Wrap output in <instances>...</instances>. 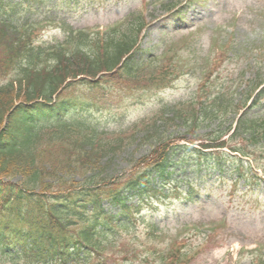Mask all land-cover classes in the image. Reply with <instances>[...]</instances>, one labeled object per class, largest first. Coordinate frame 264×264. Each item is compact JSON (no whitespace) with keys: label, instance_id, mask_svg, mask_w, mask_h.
Listing matches in <instances>:
<instances>
[{"label":"rangeland","instance_id":"374dc122","mask_svg":"<svg viewBox=\"0 0 264 264\" xmlns=\"http://www.w3.org/2000/svg\"><path fill=\"white\" fill-rule=\"evenodd\" d=\"M167 1L171 0H133L128 5H122L117 0H86L76 5L66 0L56 2L54 17H51L55 24L41 35L43 40H63L65 26L89 30L125 23L128 20L126 15L136 12L143 15L145 23L151 17L154 19V24L150 26L152 29L142 43L148 51L145 57H150L153 53L163 55L156 67H147L145 75L151 74L152 69L167 70L165 77L160 76L167 84L163 91L151 89L153 86L146 84L151 90L122 91L114 88L108 94L101 87V90L94 92L78 86L75 89L78 91L81 88L78 95L92 94L101 99V112L87 113L83 121L89 123V120L99 118L106 121L105 128L110 132L125 130L154 117L166 107L177 109L176 106L184 107L195 99H209L213 95H225L224 99L229 100L233 98V87L242 86V89H246L247 81L260 77L264 79V46L261 47L264 45V0H248L243 5L235 1L233 8H223V14L214 21L209 17L206 29L194 26L193 29L180 30L178 34L173 22L162 27L161 17L166 14L160 3ZM221 2L222 0H218L217 5ZM45 5L48 10H52L50 1H46ZM241 10L242 17L235 19L234 15ZM242 18L246 20L245 25L242 24ZM185 19L188 21L187 16ZM41 21L44 22L45 19ZM163 36L164 43L160 44ZM158 45L161 46L156 50ZM0 81H3L2 77ZM219 86H222L221 89L216 88ZM201 87L205 88L206 94H199ZM242 89L237 90L236 96L239 97ZM104 112L111 114L108 118H103ZM180 122L176 120L169 129H165L167 126L160 128L159 133L166 136L175 131L173 134L176 136L181 129ZM217 131V125L203 123L196 131V136L212 137ZM136 137L132 138L134 142L131 145L123 146L124 151L116 158L117 165L107 172H123L127 169V162L147 154L157 138L151 136L148 130ZM151 138L154 139L150 140ZM232 146L245 147L246 142L236 139ZM253 155L264 165V152ZM236 163L238 162L232 160L233 165ZM212 175L200 199L194 203L180 204L172 213L162 210V227L164 231L167 229L164 234L149 240L146 227L140 226L136 230L139 240L132 244L130 235L121 238L120 243L114 245L110 264H118L124 258L129 259L126 264H167L169 258L163 263V254L169 256L170 252L165 250L176 241L175 247L184 249L191 257L190 264H255L259 261V254L264 255V184H260L257 192L255 187L244 188L243 182L235 189L234 178L217 180L215 176L218 174ZM178 176V172H174V179ZM133 246L135 254L128 250L133 249Z\"/></svg>","mask_w":264,"mask_h":264},{"label":"trees","instance_id":"16d2710c","mask_svg":"<svg viewBox=\"0 0 264 264\" xmlns=\"http://www.w3.org/2000/svg\"><path fill=\"white\" fill-rule=\"evenodd\" d=\"M109 48L106 45L105 52L99 44L80 36L72 49H44L31 43L30 31L20 33L7 25L0 26V70L13 74L0 88V239L16 238L19 255L26 259V264L67 263L80 252L103 255V242L114 239L109 222L114 216L107 221L93 211L89 216L86 206H96L95 198L109 194L115 203L125 207L127 197L122 190L149 192L152 169L164 180L171 145L163 138L149 155L129 162L134 172L132 179L116 191L113 177L104 175L117 165L116 158L124 151L126 141H95L91 135L65 128L54 136L57 141H36V136L32 141H17L12 132L16 111H11L21 108L19 104L49 102L68 80L93 78L99 72L114 70L127 49ZM186 111L176 117L187 131L184 136L190 137L195 136V128L191 127H198L215 115L204 108ZM18 127L21 138L25 132L23 124L18 123ZM241 129L251 130L255 126L242 121L236 136ZM141 169L146 171L139 172ZM77 177L81 183L74 180ZM15 178H20L18 184L12 183Z\"/></svg>","mask_w":264,"mask_h":264}]
</instances>
